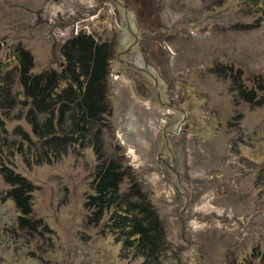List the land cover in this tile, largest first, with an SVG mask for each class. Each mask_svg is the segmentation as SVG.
I'll return each instance as SVG.
<instances>
[{
	"label": "rangeland",
	"instance_id": "rangeland-1",
	"mask_svg": "<svg viewBox=\"0 0 264 264\" xmlns=\"http://www.w3.org/2000/svg\"><path fill=\"white\" fill-rule=\"evenodd\" d=\"M80 32L116 45L103 156L91 143L55 156L26 117L19 52L32 74L60 72ZM4 86L0 264H142L120 256L111 208L95 218L88 204L111 161L117 192L163 224L162 264H264V0H0ZM7 173L31 185L33 227Z\"/></svg>",
	"mask_w": 264,
	"mask_h": 264
},
{
	"label": "trees",
	"instance_id": "trees-1",
	"mask_svg": "<svg viewBox=\"0 0 264 264\" xmlns=\"http://www.w3.org/2000/svg\"><path fill=\"white\" fill-rule=\"evenodd\" d=\"M115 47L113 41H96L91 34L80 32L62 46L65 56L62 71L48 70L37 74L30 72V54L24 50L19 52V81L32 105L26 117L44 153L49 151L59 156L75 143L81 146L91 143L96 154L102 151V126L111 113L108 98L109 60ZM61 82L67 83L68 88L64 92L69 90L74 94L71 98L67 96L66 101L61 100L60 92L55 90ZM7 88L0 87V100L7 98ZM239 94L245 96L242 90ZM37 153H33L34 156L40 157V153ZM100 167L96 194L89 196L88 203L95 206V218L111 208L107 226L111 232L116 233L115 240L121 242L119 254L122 258L128 257L131 252L133 257L143 258L142 264H162L160 255L166 243L165 230L159 216L148 202L136 205L128 198V194L117 192L118 168L113 161ZM6 179L10 183L20 184V187L13 189V196L23 214L19 216V223L29 225L31 201L29 195L22 192V187L30 191L31 185L19 175L11 176L7 173Z\"/></svg>",
	"mask_w": 264,
	"mask_h": 264
}]
</instances>
